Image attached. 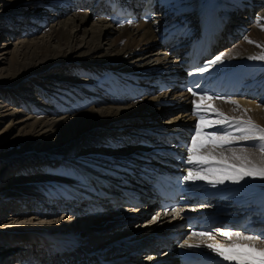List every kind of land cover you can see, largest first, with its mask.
Returning <instances> with one entry per match:
<instances>
[{
    "label": "bare ground",
    "instance_id": "bare-ground-1",
    "mask_svg": "<svg viewBox=\"0 0 264 264\" xmlns=\"http://www.w3.org/2000/svg\"><path fill=\"white\" fill-rule=\"evenodd\" d=\"M208 1L218 4L227 14L223 16L226 30L222 45L214 50L216 55L224 53L226 58L223 65L209 69L220 71L246 61L249 68L245 95L232 98L239 107L224 100L208 103L229 117L251 118L264 127V61L247 59L264 50L256 46H264V27H261L264 0H157L158 12L150 22L121 26H114L107 19V0H0V93L6 91L13 98L0 100V205L2 200H12L16 195L28 197L37 193V185L52 181L70 188L76 196L83 193L96 199L102 192L107 202L104 205H112V200L119 196L118 186L127 185L135 175L133 170L160 154L163 146L158 137L195 126L193 97L178 90L159 91L156 81L170 82L171 77L181 74L182 53L188 48L191 36L198 32L199 14ZM181 27L185 32L175 42ZM245 36L256 43H248ZM160 47L166 52L159 50ZM149 48L157 49L141 55ZM136 54L143 57L141 62L135 60L138 58L126 62ZM229 55L235 58L228 59ZM82 67H93L99 75L84 79L86 72L78 71ZM64 71L69 74L55 78V74ZM16 98L18 102L14 101ZM100 138L104 143H99ZM245 146L259 162L261 153L253 142ZM9 147L11 151L3 152ZM68 152L69 158L61 160ZM92 182H99V187ZM187 184L201 192L212 189L203 182ZM240 184L261 187L264 181L249 178ZM234 186L226 184L217 188ZM10 205H6L10 212L4 215L5 220L39 228L12 233L7 231L10 224L0 225V238L11 242L3 246L0 243V264L3 259L9 264L10 257L16 264H21L24 257H33L35 250L41 248L39 239H43L44 233L62 237L77 235L64 232L71 230V225L76 227L78 220L74 216L59 223L40 224L37 221L59 218L51 214L35 217L28 210H10ZM115 206L127 210L126 204ZM143 210H127L126 216L118 210L121 214L117 217L110 214L106 218L102 213L93 218L85 215L93 219L85 231L110 233L111 239L122 227L123 237L133 238L134 243L135 239L141 240L154 232L161 223V220L149 223ZM29 220L32 222L21 223ZM227 224L238 226L233 220ZM79 235L78 240L88 244ZM133 243L126 240L129 247ZM36 258L37 262L32 260L27 264L49 263L38 255ZM136 260L128 264L148 262L144 254Z\"/></svg>",
    "mask_w": 264,
    "mask_h": 264
},
{
    "label": "snow or ice",
    "instance_id": "snow-or-ice-1",
    "mask_svg": "<svg viewBox=\"0 0 264 264\" xmlns=\"http://www.w3.org/2000/svg\"><path fill=\"white\" fill-rule=\"evenodd\" d=\"M259 22V18H258ZM128 23H132L131 20ZM264 27V25H261ZM248 43H256L247 36ZM257 47H262L259 44ZM226 56L224 53L215 55L206 61L205 67L194 69L195 73H204L213 65H223ZM228 59L235 57L227 56ZM248 60L264 61V50L257 55L247 57ZM193 73H189L192 75ZM196 87H199L197 85ZM187 91L194 97L191 100L192 115L196 117L194 132L190 134V143H185L186 158L182 162L187 165L186 174L182 181L196 185L203 182L216 189L220 185H239L246 179L264 181V127L256 124L251 118L229 117L208 103L215 99L237 104L231 97L212 95L208 90L197 91L189 87ZM198 97V99H195ZM237 107L239 105L237 104ZM171 123V121H170ZM247 142L261 153L259 162L252 158ZM211 146V147H209ZM217 150H220L217 152ZM198 207H208L200 204ZM195 211V208L192 209ZM185 212L183 207L165 208L152 216L151 222H157L162 216L171 215L173 219L181 217ZM64 217L56 221L40 220L37 223H59ZM22 221L21 223H31ZM216 234L226 238L222 243L216 240ZM200 237L197 243H190L191 237ZM203 238H208L214 243H205ZM184 248L207 249L214 255L217 264H264V232L252 233L246 229L233 231L222 227L209 228L207 231H192L188 238L180 244ZM151 259V257H149Z\"/></svg>",
    "mask_w": 264,
    "mask_h": 264
},
{
    "label": "rangeland",
    "instance_id": "rangeland-1",
    "mask_svg": "<svg viewBox=\"0 0 264 264\" xmlns=\"http://www.w3.org/2000/svg\"><path fill=\"white\" fill-rule=\"evenodd\" d=\"M262 5V4H261ZM5 6V5H4ZM3 9H6V6L3 8ZM0 11H2L1 9H0ZM153 49V50H152ZM157 48H149V49H147V50H144V52H145V54H144V52L141 54V55H143V56H145L146 54H150V53H152V52H155L154 50H156ZM159 50H162V51H164V52H166V50L164 49V48H162V47H160L159 48ZM141 55H139V54H136V55H134L131 59H128L126 62H128V61H131V62H134L135 60H137V62H141V60H143V57L141 56ZM140 57H142L141 59H140ZM134 58H138V59H135L134 60ZM125 62V63H126ZM99 67V66H98ZM84 70H86V71H84ZM97 69H95V68H89V69H86V68H84V67H82V68H80V69H78V71H79V73L81 74V72H86V75H84L82 78H84V79H89L90 77H91V75H96L97 74V71H96ZM66 74L68 75L69 74V72H67V71H64V72H60V73H57V74H55V78L56 79H59V78H62L63 76H66ZM76 76L78 75V74H75ZM97 75H99V74H97ZM96 75V76H97ZM15 97H16V94H15ZM8 98H10V99H12L13 100V98L12 97H10L9 95H8V92H6V91H3V92H1L0 93V100L1 99H3V100H5V99H8ZM14 101H17L18 102V100H17V98H16V100H14ZM123 106V105H122ZM171 107H173V106H171ZM5 123H3V125H4ZM2 125V126H3ZM1 126V127H2ZM114 137H115V135H114ZM117 137V136H116ZM103 138V137H102ZM102 138H100L98 141H101V142H99V143H104V141H102ZM105 139H107L108 138V136H106V137H104ZM11 148H14V147H16L15 145H11L10 146ZM10 147L9 148H7V149H4V151L3 152H5V151H11L10 150ZM102 147V146H101ZM107 149V148H106ZM110 149V148H109ZM69 156H70V153L68 152V153H65L64 154V156H62V158L60 157V159L61 160H65V159H67V158H69ZM1 158V157H0ZM2 197L0 196V199H1ZM7 202H12V204L10 205V204H5V203H7ZM13 202H16V200H14V198H12V200H8V201H4L3 203H2V205H0L1 207H0V225L1 226H8L9 224V228L7 229V231L8 232H12V233H16V232H18V231H29V230H34V229H36V230H38V226H35L34 224H19L17 221H12V220H5V219H7V218H5V216L4 215H9V212L10 211H8L7 210V207H6V205H10V206H12L11 208H9L10 210L11 209H13V208H15V209H18L19 207H18V202L17 203H13ZM27 204H30L29 202L27 203ZM20 206V205H19ZM113 209V208H112ZM114 211V212H113ZM110 214H112V215H116L117 213L115 212V210L113 209V210H111V211H109L107 214H105V215H102V217H105L106 218V216L107 215H110ZM2 217V218H1ZM55 217L56 218H58L59 216L58 215H55ZM93 218V217H92ZM92 218H89V217H87V216H84V215H82V216H80V217H75L74 216V218L73 219H76V220H78V223L76 224V227H73L72 225L70 226L71 228H69V229H71V230H69V231H64V232H68V233H74V234H77L79 237H80V235L79 234H82V237H84V242H88V244L91 242V241H93V240H99V239H101V240H108V238H109V234L108 233H105L104 235L102 234V233H97V232H93V231H85L86 229H87V227L89 226V223L91 222V220H93ZM26 225H30V227H25ZM11 226V227H10ZM74 226H75V224H74ZM136 226V228L138 227L137 225H135ZM14 227V229H12ZM67 227H69V226H67ZM83 227H84V229H83ZM61 229H64V228H61ZM76 229H79V230H82V232L81 231H75ZM109 230H111V229H108V231ZM48 231H50V232H52V230L50 229V230H48ZM53 232H56V231H53ZM52 232V233H53ZM57 232H61V231H57ZM0 233H1V231H0ZM49 235V234H48ZM107 235V236H106ZM104 236V237H103ZM81 237V238H82ZM105 237H107V238H105ZM1 239V238H0ZM9 242V241H8ZM8 242H6V240L5 239H1L0 240V243H1V245L3 246V245H5V244H7ZM12 242H15V241H12ZM9 243H11V242H9ZM13 244V243H12ZM22 255H20V253H19V257L20 258H22L21 257ZM18 257V258H19ZM3 258V257H2ZM1 258V259H2ZM15 258V257H14ZM7 260H8V263L9 264H13V262H14V264H16V262L15 261H13L12 260V257H10V258H7ZM1 261H4L2 264H7L6 262H5V259H3V260H1ZM22 261L24 262V264H26V263H29V257L28 258H23L22 259ZM18 262V261H17ZM22 263V262H21Z\"/></svg>",
    "mask_w": 264,
    "mask_h": 264
}]
</instances>
